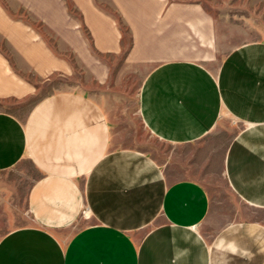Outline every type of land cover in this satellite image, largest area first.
<instances>
[{
	"label": "crops",
	"instance_id": "obj_1",
	"mask_svg": "<svg viewBox=\"0 0 264 264\" xmlns=\"http://www.w3.org/2000/svg\"><path fill=\"white\" fill-rule=\"evenodd\" d=\"M34 3L54 16L70 5L82 12L89 39L77 28L66 36L89 78L107 76L104 54L121 51L129 37L134 53L157 63L137 102L146 129L191 148L160 163L118 146L108 110L81 89L47 93L24 117L0 108V264H264L260 19L202 0ZM6 21L0 17V30L19 55L0 50V101L37 94V81L74 72L73 60ZM233 123L222 166L250 211L225 223L212 216L202 166L217 150L207 139L222 138Z\"/></svg>",
	"mask_w": 264,
	"mask_h": 264
},
{
	"label": "rangeland",
	"instance_id": "obj_2",
	"mask_svg": "<svg viewBox=\"0 0 264 264\" xmlns=\"http://www.w3.org/2000/svg\"><path fill=\"white\" fill-rule=\"evenodd\" d=\"M102 1V0H98ZM187 2L195 0H186ZM205 5L222 6L231 13L237 12V17L258 18L264 28V0H202ZM35 0H0V17H5L6 22L12 24H24L26 32L33 38L42 39L61 58L73 60L75 70L72 74L56 72L52 76L37 81V94L30 95L24 99H10L0 101V108H5L20 117H24L33 103L40 97L55 90L76 88L85 90L102 102L108 110L115 126L118 146L136 148L152 155L160 163L171 159L173 152L187 150L191 147H178L164 143L154 137L146 129L138 111V100L141 86L145 75L157 64L148 61L147 58L133 52L129 44L131 40H124L126 46L121 51L108 52L104 54L108 64L107 76L105 78H89V73L83 69L84 64L79 60L80 56L75 53L67 43V32L69 29H81L86 38L89 39V31L84 24L82 12L75 6H68L69 0H62L68 6L64 14L54 16L49 9L35 7ZM213 2V3H212ZM105 10L121 22L112 4H106ZM56 15V14H55ZM233 18H235L233 16ZM3 23V22H1ZM22 26L21 28H23ZM0 29L1 25H0ZM17 34L18 31H15ZM15 34V35H16ZM11 36L4 35L0 30V50L8 56L16 58L19 55L18 48L11 43ZM90 43L91 40H89ZM93 49V48H91ZM212 69H216L218 63H208ZM237 129L234 123L224 127L222 138L207 139V148L217 149L212 154V159L203 162L202 171L206 176L203 179L209 189L212 198V216L222 222L242 216V211H250L246 208L238 196L231 189L225 172L223 170L222 152L231 140V135ZM214 151V150H213ZM207 157L210 158V151ZM170 163V162H169ZM168 163V164H169ZM201 163L198 161V164ZM86 213H84L85 215ZM6 226H0L4 230Z\"/></svg>",
	"mask_w": 264,
	"mask_h": 264
}]
</instances>
